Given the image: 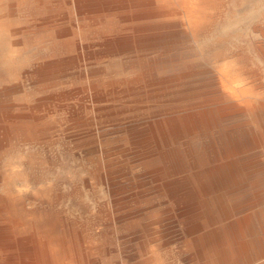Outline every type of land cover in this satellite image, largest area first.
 I'll list each match as a JSON object with an SVG mask.
<instances>
[{
  "label": "bare ground",
  "instance_id": "1",
  "mask_svg": "<svg viewBox=\"0 0 264 264\" xmlns=\"http://www.w3.org/2000/svg\"><path fill=\"white\" fill-rule=\"evenodd\" d=\"M1 2L7 15L19 7L39 19L58 42L54 55L32 69L41 86L84 81L87 102L59 105L67 124L80 129L75 147L92 155L97 179L108 186L115 220L143 237L147 213H156L155 223L173 226L168 234L188 264H264V19L252 25L262 64L256 69L243 55L202 56L188 46L216 24L220 0ZM10 32L0 18V85L13 87L28 72L7 55ZM154 50L162 52L147 58ZM123 57L134 59L122 68L134 75L105 78L109 63ZM66 96L23 100L0 112V243L10 240L25 255L36 254L30 244L41 246L53 264H71L72 234L61 218L25 207L5 160L17 142L48 138L56 128L48 118ZM89 104L93 117L85 115ZM114 121L123 128L116 142L97 127ZM127 155L139 159L142 172L119 163ZM152 194L165 207L156 210ZM147 262L162 264L155 253Z\"/></svg>",
  "mask_w": 264,
  "mask_h": 264
},
{
  "label": "rangeland",
  "instance_id": "2",
  "mask_svg": "<svg viewBox=\"0 0 264 264\" xmlns=\"http://www.w3.org/2000/svg\"><path fill=\"white\" fill-rule=\"evenodd\" d=\"M1 1L0 18L11 29L6 38V44L9 45L7 55L18 61L21 70L28 74L22 77L17 86L0 85V112L15 109L11 105L23 100L32 105L46 101L51 94L67 95L57 103L48 118L56 126L48 138L35 143L17 142L14 152L5 160L11 187L21 195L25 207L32 212L46 211L63 220L74 239L71 264H149L147 261L153 253L162 264H188L178 238L175 234H168L174 230L173 226L155 223L156 213H147V223L151 225L143 237L140 233L131 234L132 231L124 226L125 222L115 220L116 214L110 212L108 186L97 179L92 155L88 154L86 148L75 147L74 135L80 129L68 125L65 120V106L88 101L80 91L84 81L65 79L53 87L41 86L32 74V69L54 55L58 42L47 37L39 19L19 7L7 15ZM220 5L221 14L216 24L207 27L188 46L197 48L202 56L210 55V51H224L227 56L243 55L247 65L260 69L262 64L254 50L255 33L252 25L264 19V0H220ZM180 50H185V47L174 51ZM161 52L148 51L147 58ZM194 59L199 58L190 60ZM133 61V58L123 57L109 63L105 78L133 76L135 69H122ZM112 63L116 66H111ZM99 66L104 67L103 64ZM2 67L0 64V70ZM7 90L10 94L3 95ZM85 115L94 116L91 104L85 110ZM97 127L109 141L116 142L122 136L121 122H105ZM119 163L131 166L134 173L143 170L139 159L133 155L122 157ZM150 202L154 203L156 210L165 207L162 206L163 200L156 194L150 195ZM30 248L36 249L37 255L22 254L10 240H3L0 243V249L3 250L0 264H53L41 246L30 244Z\"/></svg>",
  "mask_w": 264,
  "mask_h": 264
}]
</instances>
